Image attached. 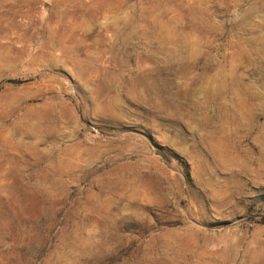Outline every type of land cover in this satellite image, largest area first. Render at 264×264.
Returning a JSON list of instances; mask_svg holds the SVG:
<instances>
[{"label": "rangeland", "instance_id": "obj_1", "mask_svg": "<svg viewBox=\"0 0 264 264\" xmlns=\"http://www.w3.org/2000/svg\"><path fill=\"white\" fill-rule=\"evenodd\" d=\"M0 264H264V0H0Z\"/></svg>", "mask_w": 264, "mask_h": 264}]
</instances>
